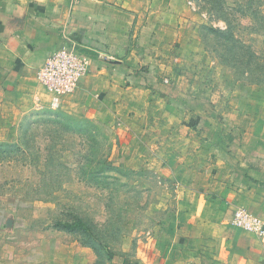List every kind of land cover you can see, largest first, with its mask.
<instances>
[{"label":"rangeland","instance_id":"374dc122","mask_svg":"<svg viewBox=\"0 0 264 264\" xmlns=\"http://www.w3.org/2000/svg\"><path fill=\"white\" fill-rule=\"evenodd\" d=\"M160 4L178 49L168 43L165 71L154 76L160 89L120 91L96 114L44 105L0 116V144L18 149L0 155V264L139 261L149 239L190 209L182 183L199 149L218 153L252 136L264 145V85L242 73H264V25L237 14L235 38L252 52L243 66L232 58L237 43L207 30L226 24L210 19L204 0ZM152 110L160 114L149 120ZM78 218L93 237L52 226Z\"/></svg>","mask_w":264,"mask_h":264},{"label":"crops","instance_id":"0c3cea01","mask_svg":"<svg viewBox=\"0 0 264 264\" xmlns=\"http://www.w3.org/2000/svg\"><path fill=\"white\" fill-rule=\"evenodd\" d=\"M160 3L0 0V116L8 107H49L36 72L67 41L89 55L91 65L59 107L96 114L120 91L160 89L154 76L165 71L168 43L174 42L154 7L163 8ZM166 94L162 101L175 107ZM148 114L150 120L156 113ZM255 138L218 153L209 146L198 150L205 165L191 166L182 183L192 197L190 209L178 211L172 228L153 235L132 264H264V236L232 223L234 210L246 207L264 223V145Z\"/></svg>","mask_w":264,"mask_h":264},{"label":"built area","instance_id":"2783aa9c","mask_svg":"<svg viewBox=\"0 0 264 264\" xmlns=\"http://www.w3.org/2000/svg\"><path fill=\"white\" fill-rule=\"evenodd\" d=\"M90 65L89 55L72 41H67L45 60L37 70L36 78L49 96L51 109L59 108L62 99L74 93L79 82L89 74ZM232 223L242 230L264 236L262 219L245 208L234 210Z\"/></svg>","mask_w":264,"mask_h":264},{"label":"trees","instance_id":"16d2710c","mask_svg":"<svg viewBox=\"0 0 264 264\" xmlns=\"http://www.w3.org/2000/svg\"><path fill=\"white\" fill-rule=\"evenodd\" d=\"M204 2V6L207 5V12L209 13L210 19L222 20L226 24L224 29L210 26L207 28V30L218 39H223L225 41L227 39L229 42L231 41L237 43V47H235L237 53L235 54V57L232 58H236V63H239L243 66H250L252 52L246 45L235 38L233 25H235L236 18H238V16L240 17V15L249 16L251 19L259 22L261 25H264V0H230V2L227 0H204ZM238 13L240 15H237ZM219 55V58L222 59L223 57H221V54ZM224 60L225 59H223V62H225ZM224 64L228 65L227 63ZM263 65L264 63H262V66ZM242 73H244L247 77L249 76L248 81L264 85L263 72H260V75L253 77V79H251L252 73L250 70H244ZM2 147L5 148L3 149ZM9 149L18 151L15 145L10 147L8 144H0V155ZM52 226L58 230L85 233L89 237H93L90 235L91 226L79 218L73 221L57 220ZM102 249L107 255H109L106 247H102Z\"/></svg>","mask_w":264,"mask_h":264}]
</instances>
